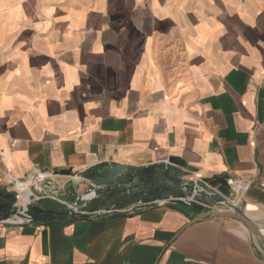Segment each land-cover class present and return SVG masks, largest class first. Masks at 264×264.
I'll list each match as a JSON object with an SVG mask.
<instances>
[{
  "label": "crops",
  "instance_id": "crops-1",
  "mask_svg": "<svg viewBox=\"0 0 264 264\" xmlns=\"http://www.w3.org/2000/svg\"><path fill=\"white\" fill-rule=\"evenodd\" d=\"M170 156L241 181L233 202L264 226V0H0V187L48 171L71 203L85 186L56 171ZM188 222L12 217L0 264H264L237 220Z\"/></svg>",
  "mask_w": 264,
  "mask_h": 264
},
{
  "label": "water",
  "instance_id": "water-1",
  "mask_svg": "<svg viewBox=\"0 0 264 264\" xmlns=\"http://www.w3.org/2000/svg\"><path fill=\"white\" fill-rule=\"evenodd\" d=\"M193 170L184 160L170 156L165 161L143 167L103 163L78 173L71 169L56 171L72 177L73 187L84 184L74 201L62 207L48 208L35 201L18 204L17 191L0 187V220L12 217L28 223L66 222L122 216L144 209L169 207L181 212L188 224L208 217H228L237 220L264 247V233L254 218L233 202L235 190L227 174L211 178L186 179ZM135 199L138 205L114 211H97V206L108 200L118 207ZM220 206V207H215ZM84 207V210H81ZM255 241V240H254Z\"/></svg>",
  "mask_w": 264,
  "mask_h": 264
},
{
  "label": "rangeland",
  "instance_id": "rangeland-1",
  "mask_svg": "<svg viewBox=\"0 0 264 264\" xmlns=\"http://www.w3.org/2000/svg\"><path fill=\"white\" fill-rule=\"evenodd\" d=\"M49 176L42 178L41 180H37L34 183L31 182V185L29 186V190L34 194L35 201L41 203L42 205L48 208L62 207L70 204V203H65L66 201L63 200V196L61 195L62 190L60 191L58 187L57 188L52 187V183L49 180ZM25 180H29V179H25ZM15 184L16 183H13L12 185L10 184L8 185L7 188L14 189ZM74 194L77 196L79 193L75 192Z\"/></svg>",
  "mask_w": 264,
  "mask_h": 264
},
{
  "label": "bare ground",
  "instance_id": "bare-ground-1",
  "mask_svg": "<svg viewBox=\"0 0 264 264\" xmlns=\"http://www.w3.org/2000/svg\"><path fill=\"white\" fill-rule=\"evenodd\" d=\"M32 180H25V181H18L14 189L17 191L18 199L17 203L24 205L29 201V195L32 192L29 190V186L31 185ZM261 230L264 233V226H261ZM255 243L260 246L263 254H264V247L261 245L258 239H254Z\"/></svg>",
  "mask_w": 264,
  "mask_h": 264
},
{
  "label": "built area",
  "instance_id": "built-area-1",
  "mask_svg": "<svg viewBox=\"0 0 264 264\" xmlns=\"http://www.w3.org/2000/svg\"><path fill=\"white\" fill-rule=\"evenodd\" d=\"M50 174L51 173L48 172V171H40L38 169H35L31 173H29L27 176L22 177L20 179H15L14 183H17L18 181H23L25 179L32 180V182L34 183L37 180H41L42 178H45V177L49 176ZM229 182L231 183L232 187H233V183H241V181L236 180V179H231V180H229ZM261 185L264 186V182H261ZM114 210H117V209H109L108 211H114ZM97 211H106V209H98Z\"/></svg>",
  "mask_w": 264,
  "mask_h": 264
}]
</instances>
